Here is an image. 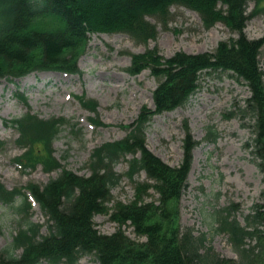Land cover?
<instances>
[{
	"label": "trees",
	"instance_id": "16d2710c",
	"mask_svg": "<svg viewBox=\"0 0 264 264\" xmlns=\"http://www.w3.org/2000/svg\"><path fill=\"white\" fill-rule=\"evenodd\" d=\"M249 3L254 8L247 13ZM171 7L195 12L205 30L220 23L236 38L201 54L178 52L164 59L151 48L131 55L129 75L148 70L158 81L152 94L154 110L143 107L135 122L126 126L125 137L97 147L87 175L66 170L53 156V143L64 125L61 118L40 119L25 113L6 124L18 132L17 146L24 151L15 162L22 171L40 164L46 173L57 172V176L42 187H25L48 219L46 235L30 221L21 188L7 189L0 182V205L20 217L17 234L0 251V264H79L85 256L97 264H264V204L253 206L243 227L231 219L235 205L215 219L216 231L229 235L240 257L237 263L220 258L206 245L205 234L196 236L178 223V203L187 188L193 150L200 143L184 126L181 163L170 167L147 150L145 142L151 118L184 106L198 90L201 73L228 71L250 92L243 113L253 121L249 147L264 175V70L259 62L264 38L250 40L244 34L248 21L264 14V0H0V80L43 71L79 73L77 62L92 34H124L140 43L155 41L158 26L165 30L172 20ZM79 101L95 112V102ZM71 132L79 134L77 124ZM126 156L131 157L126 177L132 181L144 172L147 181L132 182L131 202H115L110 220L117 229L103 235L95 229L93 218L109 213L111 190L122 179L114 167ZM151 190L158 198L148 202ZM123 227L132 228L145 241L131 240Z\"/></svg>",
	"mask_w": 264,
	"mask_h": 264
},
{
	"label": "rangeland",
	"instance_id": "374dc122",
	"mask_svg": "<svg viewBox=\"0 0 264 264\" xmlns=\"http://www.w3.org/2000/svg\"><path fill=\"white\" fill-rule=\"evenodd\" d=\"M253 8L254 4L249 3L247 13ZM170 14L172 20L165 30L158 26L155 41L140 43L124 34L90 35L86 51L77 62L79 74L33 72L18 82L0 80V182L7 189L29 184L42 187L57 176V172L46 173L40 164L23 172L18 169L14 161L22 156L23 149L17 146L18 132L6 125L11 120L28 112L40 119L61 118L64 125L53 143L54 156L66 170L87 175V162L94 147L123 138L124 128L135 122L143 107L154 110L152 93L158 81L148 70L130 76L127 69L131 55L143 54L151 48H156L164 59L178 52L201 54L212 52L221 41L236 38L219 23L205 30L198 15L186 8L171 7ZM148 21L154 23L151 18ZM244 34L250 40L264 38V14L248 21ZM259 62L264 70V45ZM199 84L184 106L151 119L145 130L146 148L163 163L177 167L183 155L184 126L188 127L190 135L200 144L193 150L187 188L178 203V223L193 230L196 236L205 234L206 245L214 253L237 263L238 253L228 235L216 231L219 224L215 219L234 204L236 209L230 212L231 219L243 227L253 206L264 204V175L249 147L254 138L253 121L243 113L250 93L244 82L228 71L203 72ZM19 96L25 100L21 101ZM77 96L95 102L96 113L83 109L76 101ZM91 120L101 125L95 126ZM74 124L80 129L77 136L71 132ZM128 159L130 156L114 167L123 177L111 190L109 213L93 218L100 234L116 231L117 225L110 220L115 202H131L132 182L146 181L144 173L132 181L124 178ZM150 194L148 202L157 200V194L152 190ZM19 219L9 207L0 205V251L11 243ZM30 220L46 234L45 219L39 208L32 209ZM123 230L131 240L145 241L137 238L132 228L123 227ZM246 243L249 244L248 240ZM79 264L97 263L85 256Z\"/></svg>",
	"mask_w": 264,
	"mask_h": 264
}]
</instances>
